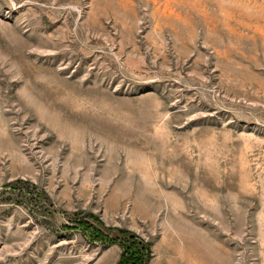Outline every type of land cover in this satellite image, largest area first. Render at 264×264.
Returning <instances> with one entry per match:
<instances>
[{"label": "rangeland", "instance_id": "obj_1", "mask_svg": "<svg viewBox=\"0 0 264 264\" xmlns=\"http://www.w3.org/2000/svg\"><path fill=\"white\" fill-rule=\"evenodd\" d=\"M141 246L264 264V0H0V264Z\"/></svg>", "mask_w": 264, "mask_h": 264}, {"label": "trees", "instance_id": "obj_2", "mask_svg": "<svg viewBox=\"0 0 264 264\" xmlns=\"http://www.w3.org/2000/svg\"><path fill=\"white\" fill-rule=\"evenodd\" d=\"M141 250L142 251H140L139 254H133L129 250H126V252H124L119 264H144L145 248H142V246H141Z\"/></svg>", "mask_w": 264, "mask_h": 264}]
</instances>
